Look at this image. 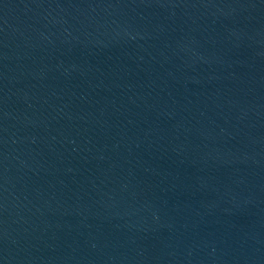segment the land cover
I'll return each mask as SVG.
<instances>
[{
  "label": "water",
  "instance_id": "95a60500",
  "mask_svg": "<svg viewBox=\"0 0 264 264\" xmlns=\"http://www.w3.org/2000/svg\"><path fill=\"white\" fill-rule=\"evenodd\" d=\"M0 264H264V0H0Z\"/></svg>",
  "mask_w": 264,
  "mask_h": 264
}]
</instances>
